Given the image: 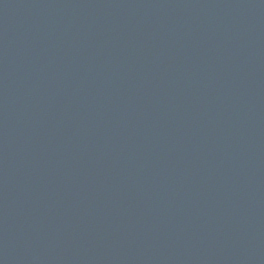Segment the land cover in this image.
Wrapping results in <instances>:
<instances>
[{"label": "water", "instance_id": "water-1", "mask_svg": "<svg viewBox=\"0 0 264 264\" xmlns=\"http://www.w3.org/2000/svg\"><path fill=\"white\" fill-rule=\"evenodd\" d=\"M0 264H264V0H0Z\"/></svg>", "mask_w": 264, "mask_h": 264}]
</instances>
